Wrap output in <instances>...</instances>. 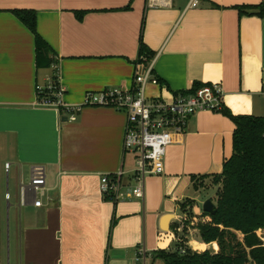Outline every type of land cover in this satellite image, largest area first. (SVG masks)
<instances>
[{"label":"crops","instance_id":"1","mask_svg":"<svg viewBox=\"0 0 264 264\" xmlns=\"http://www.w3.org/2000/svg\"><path fill=\"white\" fill-rule=\"evenodd\" d=\"M258 6L264 0H200L197 7L190 0H0V264H142L143 248L149 264L174 247L186 219L180 205L194 201L197 212L192 178L222 173L235 130L222 113L196 114L168 148L164 173L149 176L145 199H135L126 114L83 107L72 122L39 107L37 86L55 70L37 68L35 36L13 11L36 12L67 105L131 88L155 59L160 84L146 86L149 99L217 84L234 116H264V16L238 10ZM141 39L152 57H141ZM37 168L45 171L43 189L31 185ZM116 174L120 185L106 200L101 178Z\"/></svg>","mask_w":264,"mask_h":264},{"label":"trees","instance_id":"2","mask_svg":"<svg viewBox=\"0 0 264 264\" xmlns=\"http://www.w3.org/2000/svg\"><path fill=\"white\" fill-rule=\"evenodd\" d=\"M242 15L257 12L264 16V6L240 7ZM14 15L33 33L36 45L37 68H51L57 64L54 52L38 34L37 14L34 11L17 10ZM82 19L85 13H77ZM141 57H152L141 39ZM54 81H57L55 74ZM202 86H197L193 91ZM235 125L233 154L223 164L221 174L193 177L194 189H205V182L211 180L217 191L216 212H204L194 220L195 202L186 200L180 211L186 216L184 233L193 227L200 233L204 244L217 243L219 251H196L188 247V239L180 236L170 250H159L152 255V263L163 264H264V243L259 232L264 231V116H234L223 107L220 112ZM112 200L109 196L106 200ZM242 236L240 239L239 236Z\"/></svg>","mask_w":264,"mask_h":264},{"label":"built area","instance_id":"3","mask_svg":"<svg viewBox=\"0 0 264 264\" xmlns=\"http://www.w3.org/2000/svg\"><path fill=\"white\" fill-rule=\"evenodd\" d=\"M199 2L200 0H190V7H197ZM154 63L155 59H152L146 73L136 75L131 88H106L97 93H87L82 106L64 103L65 91L59 81L58 64L52 66L57 81L52 77L46 86L39 85L36 89L39 107L57 109L62 115H68L72 122L77 121V115L83 107L110 108L126 114L123 148L125 154L135 157V186L132 194L139 200L145 199L146 179L164 173L167 150L187 134L191 118L201 112L220 113L224 107L222 90L217 84L204 85L192 92H179L169 101L162 98L149 99L146 96V86L160 84L154 75ZM6 168L9 169V165ZM120 182V174L102 176L100 190L104 199L114 195ZM31 185L36 189L46 186L44 169L34 170ZM178 231L181 232V227ZM149 257L143 248L138 251L136 261L147 264Z\"/></svg>","mask_w":264,"mask_h":264},{"label":"rangeland","instance_id":"4","mask_svg":"<svg viewBox=\"0 0 264 264\" xmlns=\"http://www.w3.org/2000/svg\"><path fill=\"white\" fill-rule=\"evenodd\" d=\"M218 189H219V186L214 185L212 183V181L209 180V181L205 182V189L198 191V193H194V196L198 197V209H197V212H195L196 217L203 216V214H204L203 204L206 200L210 199L213 201V203L215 202V200H216L215 194L217 193ZM193 211H194V209H193ZM180 227H181V232H178V233L180 234V236L186 237L188 239V241H189L188 247H190L196 251H201V252L206 251V250H201L202 246H199L197 243H195V242H199V243L202 242L200 233L197 230L194 231V228L190 227L189 229H187V232L184 233L183 232L184 228H185V221L184 220L181 221ZM239 237H240V239H242L241 235ZM259 237L262 239V241L264 243V231L259 232ZM194 247H197V248L195 249ZM206 249L211 251L212 253H216L219 251V249L215 250L213 248V246L206 248ZM149 264H153L151 260L149 261ZM155 264H163V263L161 261H156Z\"/></svg>","mask_w":264,"mask_h":264},{"label":"water","instance_id":"5","mask_svg":"<svg viewBox=\"0 0 264 264\" xmlns=\"http://www.w3.org/2000/svg\"><path fill=\"white\" fill-rule=\"evenodd\" d=\"M203 211L207 214L214 215L216 212V205L212 200H206L203 204Z\"/></svg>","mask_w":264,"mask_h":264}]
</instances>
